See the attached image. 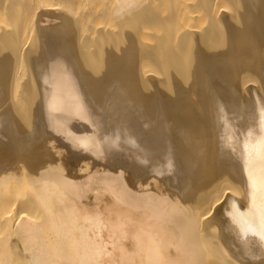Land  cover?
<instances>
[{
    "label": "bare ground",
    "instance_id": "6f19581e",
    "mask_svg": "<svg viewBox=\"0 0 264 264\" xmlns=\"http://www.w3.org/2000/svg\"><path fill=\"white\" fill-rule=\"evenodd\" d=\"M47 1L0 0V264H264V0Z\"/></svg>",
    "mask_w": 264,
    "mask_h": 264
},
{
    "label": "rangeland",
    "instance_id": "374dc122",
    "mask_svg": "<svg viewBox=\"0 0 264 264\" xmlns=\"http://www.w3.org/2000/svg\"><path fill=\"white\" fill-rule=\"evenodd\" d=\"M24 1L29 2L30 4H33V2H34V0H24ZM41 1H47V0H41ZM48 1H50V2H49L50 5H48V6H49L50 8H57V11H58V9H59V10H62V9H63V11H66L67 9H69V8L72 7V4H71V7H70V6H65V5H64V6L66 7V8H64L63 3L60 2V0H48ZM48 1H47V2H48ZM95 1L97 2V4L99 3L98 1H100V3H99L100 5L105 3V0H104V1L102 0L104 3H103L101 0H95ZM95 1H94V0H93V1H84V3H85V2H86V3H85V4L82 3L83 5H82V4H81V5L77 4V5L79 6L78 8H77L76 5L73 6L74 9H75V7H76L77 11L79 10L78 13H75V14H76V15H80V13H83V12H82L83 9H85V10H87L88 8L90 9L91 7L94 6V4L96 5ZM150 1H152L153 3L155 2V6H156L155 9H157L158 7H161L160 5H161V3H163V0H154V1H153V0H149V1H146V2L151 3ZM173 1L175 2V0H172V3L169 4V3H166V2H168V1L165 0V3H166L167 5H172V7H176V6L180 5V3H181L183 0H176V3H173ZM184 1H185V0H184ZM188 1H189V0H188ZM35 2H37V1H35ZM106 2H107V1H106ZM178 2H180V3L178 4ZM51 3H52V4H51ZM153 3H151V4H153ZM165 3H163L164 5H162V7L165 6V8H166L167 5H165ZM86 4H87V5H86ZM99 4H98V5H99ZM157 4H158L159 6H158ZM175 4H176V6H175ZM177 4H178V5H177ZM181 4H182V3H181ZM84 5H85V6H84ZM88 5H89V6H88ZM96 6H97V5H96ZM155 6H154V7H155ZM157 6H158V7H157ZM46 7H47V6H46ZM49 7H48V8H49ZM67 7H68V8H67ZM81 7H82L83 9H82ZM105 7H106V5H105ZM162 7H161V8H162ZM165 8L163 7V9H165ZM65 9H66V10H65ZM71 9H72V8H71ZM71 9H69V10H71ZM74 9H72V10L74 11ZM76 9H75V10H76ZM159 9H160V8H158V11H161L160 13H162V14L165 13V14H166L167 8H166L165 11H163V9H161V10H159ZM77 11H76V12H77ZM74 12H75V11H74ZM79 12H80V13H79ZM0 15H1V14H0ZM3 15H4V14H3ZM3 15L0 17V23H1V24H2V23L4 24L5 21H6V19H5L6 17H5V15H4L5 18H2ZM72 15H73V14H72ZM76 15H75V17H76ZM3 19H4L5 21H4ZM104 20H105L107 23H106ZM109 20H110V19H108V20L103 19V22H104V23H103L102 20H101L100 22H97V23L94 22V25H93V24H88L86 27L83 28V30H84L83 32H87V33L90 32V31L92 30V28H93L92 25H93L94 27H101V26L103 25V26H105L106 28H112V27H113V24H110V23H112V22H110V21H112V20H110V21H109ZM109 22H110V23H109ZM102 23H103V24H102ZM105 23H106V24H105ZM29 24H30L29 21H27V22L25 23V26H29ZM100 24H101V25H100ZM111 25H112V26H111ZM103 26H102V27H103ZM151 26H152V25H150V27H151ZM154 26H156V25L154 24ZM113 28H114V27H113ZM113 28H112V29H113ZM143 29H144V31H145L146 29H148V30L145 31V35H147V33L150 35V36H146V39H145V40H147L146 42H151V41H153V40H154V38H153V37H154V34H155V35L157 34V33H154V31H155L154 28H153V27L149 28V26H144ZM149 29H150V30H149ZM155 29H156V27H155ZM156 31H157V29H156ZM158 31H159V30H158ZM152 32H153V33H152ZM83 34H84V33H83ZM85 34H86V33H85ZM151 34H153V37L151 36ZM147 37H148V39H147ZM149 37H150V38H149ZM151 38H153V39L150 40Z\"/></svg>",
    "mask_w": 264,
    "mask_h": 264
},
{
    "label": "snow or ice",
    "instance_id": "6c2138e0",
    "mask_svg": "<svg viewBox=\"0 0 264 264\" xmlns=\"http://www.w3.org/2000/svg\"><path fill=\"white\" fill-rule=\"evenodd\" d=\"M261 131L264 132V125H262ZM261 143L264 144V136L261 137ZM262 156H264V153H262Z\"/></svg>",
    "mask_w": 264,
    "mask_h": 264
}]
</instances>
